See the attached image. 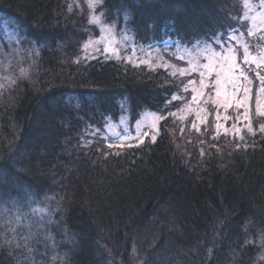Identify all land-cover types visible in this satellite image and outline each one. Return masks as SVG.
<instances>
[{"label": "trees", "instance_id": "16d2710c", "mask_svg": "<svg viewBox=\"0 0 264 264\" xmlns=\"http://www.w3.org/2000/svg\"><path fill=\"white\" fill-rule=\"evenodd\" d=\"M242 5L103 0L95 12L135 43L191 44L234 27L247 35ZM89 16L88 0H0V25L19 37L0 71V220L21 214L17 239L31 235L32 249L4 237L0 264H264V118L252 114L256 134L243 140L211 118L197 131L170 115L192 74L86 55L100 35ZM123 104L132 121L144 110L165 117L155 142L108 148L105 125Z\"/></svg>", "mask_w": 264, "mask_h": 264}, {"label": "snow or ice", "instance_id": "6c2138e0", "mask_svg": "<svg viewBox=\"0 0 264 264\" xmlns=\"http://www.w3.org/2000/svg\"><path fill=\"white\" fill-rule=\"evenodd\" d=\"M103 3V0H88V7L91 10H95L98 6H101ZM242 7L246 9L245 12L242 13L241 17L239 18V22L242 24L244 21H250L251 25L247 29V36L256 38L259 42H252L246 41L242 39L244 36L243 32H240V29L238 27L229 28L226 32H216L211 37L205 38L203 41V47L199 49L200 53L205 56V59L208 60V63L204 64L202 66L203 70H200V76L202 79L200 80L201 88L207 87L208 85L205 84V81L203 79L205 75V70L209 72V74L212 73V71L215 70L216 74V80L213 83V87H215L216 91V97L217 99H214L212 102L214 104H221L225 108L229 107H236V108H243V118L245 121H247L246 127L247 131L251 133L252 135L256 134V131L252 127V119L249 114V102L252 99L253 89L250 87L252 84V80L249 78L248 73L249 72H255L256 78L260 82V87L255 90V111L256 115L260 118H264V34H260L264 32V0H259L258 5H253L250 0H243ZM72 6H69V10L71 11ZM251 14V15H250ZM104 14L101 13L100 15H90L89 17V23L94 25H102V16ZM127 14L125 13V19H127ZM236 20L237 18H232ZM114 29V23L112 26H107L105 28H102V30H106L110 35L113 33ZM124 31V30H122ZM239 32V35L237 33ZM124 39H128L127 36L124 37ZM209 39H211L212 43H209ZM235 41L237 45H239L243 50V65L245 67H241V64L237 62V49L233 46H229L230 42ZM91 43H100V41H93L91 38L89 41H87L84 45V47H87ZM118 43L116 41L115 36H112V39L105 43L104 45V52L105 53H113L117 56V58H120V50L112 47L111 45H114ZM200 41H197V44H199ZM213 44L220 47V51H216L213 48ZM252 47L256 49L257 54L252 55ZM133 53L136 52V49H132ZM156 51V50H153ZM187 51V50H185ZM38 55V52L35 53ZM149 56L152 55L151 52L148 53ZM128 62H131V57H125ZM163 59L162 57L160 58ZM180 60H183L184 57L180 56ZM150 60H140L139 64L148 65L150 64ZM191 65V71L195 72L200 68V65L192 64L191 61H189ZM139 64H134V67H138ZM251 65H255V67H251ZM164 67H168V65L165 63ZM224 73V77H221V73ZM26 70L21 69V75H26ZM179 74L181 76L185 75V70L180 69ZM175 75V73H173ZM10 84H15V80H11L9 78ZM190 85H194L195 82L192 80H189ZM224 88L223 101H219V97H221L222 92L221 89ZM0 88H4V84L0 83ZM187 88V86H185ZM193 92L197 93V89L193 87ZM199 96H203V91H200L198 93ZM198 95H193V102L197 101ZM180 97L178 95H173L171 100L167 103H171L172 101L179 100ZM207 103V101H205ZM203 111V109H202ZM170 115H175V113H171ZM152 120L150 123V128L153 130L151 133L149 131H139L138 135L136 137H130L127 134V129H125L123 134H118L119 143L113 144L109 143L108 148L111 149L113 147H116L118 149H124L125 147H136L140 144H143L145 141V137L150 136L151 140L153 142L156 141L157 136L159 135V127L158 122L161 120H164L165 117L162 115H156L151 114ZM183 119V117H181ZM219 119V117H217ZM225 119H230V117H225ZM239 119V117H237ZM205 120H201V123H204ZM193 127L196 128L197 131H199V128L196 124H193ZM222 127L221 124L217 123L216 128L220 129ZM137 128H140L139 123L137 124ZM234 135H240L241 129L239 127H236L233 125ZM183 131V130H182ZM227 129H225V134H227ZM259 132L264 133V123H261L259 125ZM130 139H136L137 144L132 145L128 143ZM240 139L243 140V136H240ZM243 147L247 149L248 145L245 143L243 144ZM241 144H236V149H240ZM108 153H105L107 155ZM116 155H119L120 152L117 151L115 153ZM203 149L201 150V155H203ZM10 211V210H8ZM40 211H47V209H41ZM21 222V214L15 215L13 218L4 221L0 220V229H3L0 231V239L4 237H9L8 239H4L3 243H7L12 247H15L16 249L24 248L29 255L32 252V249L28 247L29 241L31 239V235H24L20 236L19 239H17V232L18 228L17 226L20 225ZM50 223L52 221H49ZM50 237V234H49ZM264 239V238H262ZM3 243H0V247L3 246ZM246 243H250L247 242ZM209 253L211 255V250H209ZM133 254H135V248H133ZM27 259V258H26ZM55 259V257H53ZM261 259H264V257H261ZM144 264H148L147 259H145Z\"/></svg>", "mask_w": 264, "mask_h": 264}, {"label": "rangeland", "instance_id": "374dc122", "mask_svg": "<svg viewBox=\"0 0 264 264\" xmlns=\"http://www.w3.org/2000/svg\"><path fill=\"white\" fill-rule=\"evenodd\" d=\"M250 2L253 5H258L259 0H250ZM243 3V0H242ZM246 9L243 8V12H245ZM98 15L95 10L90 9V15ZM251 15V14H250ZM90 17V16H89ZM247 21V20H246ZM248 22V28L251 25L250 21ZM100 29V35L97 38H93V41H100V43H91L87 47H85L86 55L93 56L97 54V52L103 51L104 52V45L108 41L112 39V36H115L116 41L118 43L111 45L112 47H115L120 50V57H131V62L139 63L140 60H150L151 63L150 66L153 67H164V64L166 63L168 65L167 69H170L173 72H176L179 74V70L183 69L185 70V75H191L189 80H192L195 82L194 85L189 84V80L186 83L185 86L187 88L181 89L189 90L190 97L185 98L182 100L181 107H179L175 113V116L181 117H191L192 124L200 125L201 120H209L211 118L214 119V128L218 132H224L225 129H227V134L234 135V129L233 125L236 127H239L241 129L240 135H242V132L244 130H247L246 124L247 121L243 118V108H236V107H229L225 108L221 104H214L212 101L214 99H217L216 97V91L215 87H213V83L216 80V74L215 70L212 71L211 74H209L208 71L205 70V75L203 77L205 84L208 85L207 87L201 88L200 80L202 77L200 76V70L202 69V66L206 63H208V60L205 59V56L202 55L199 51L200 48L203 47V41H200L199 44H197V41L191 44H182L178 41L174 40H166L159 44H139L135 43L133 38L124 33L123 35H117L113 29V33L110 35L106 30H102V28H105L110 25L103 24L98 25ZM241 32V31H240ZM264 34V32L260 33ZM239 35V32L237 33ZM127 36L128 39H124V37ZM242 39L249 41V37L247 35H244ZM18 32L14 27L9 25L7 22L2 23L0 25V71L4 70V68L8 67V64L14 59L15 56L18 55L17 52H15L11 45L15 42H18ZM89 41V40H88ZM209 43H212V41H208ZM251 43V42H250ZM85 45V44H84ZM229 46H233L237 49V62L241 64V67H245L242 63L243 61V50L242 48L236 44L235 41L230 42ZM135 48L136 52L133 53L132 49ZM213 48L216 51H220V47L213 44ZM156 50V51H153ZM187 50V51H185ZM252 55H256V49L252 47L251 49ZM151 52L152 55L149 56L148 53ZM109 57L117 58L116 55L109 52L107 53ZM183 56L184 59L180 60L179 57ZM163 58L162 60L160 58ZM169 57H173V60H170ZM191 61L192 64H199L200 68H198L197 71L192 72L191 71V65L189 63ZM251 67H255V65H251ZM166 68V67H164ZM264 74V73H262ZM180 75V74H179ZM249 78L252 80V84L250 87L253 90L258 89L261 85L259 80L256 78L255 72H249L248 73ZM256 81H254V77ZM221 77H224V73H221ZM257 82V86L255 87ZM193 87L197 89V93L193 92ZM200 91H203L204 95L199 96L198 93ZM222 95L219 97V101H223L224 96V88L221 89ZM180 99L184 98L185 94L183 92L177 94ZM193 95H198L197 101L193 102ZM207 101V103H205ZM122 112L120 113L119 118L116 121L108 120V122L105 125V135L107 138V141L110 143H119L118 134H123L125 129H127V134L130 137H136L138 135L139 131H149L150 133L153 131L150 128V123L152 120L151 114L159 115L156 112L150 111V110H144L140 113L138 118H136L134 121L130 119L129 110L126 104H123ZM203 109V111H202ZM256 113L255 111V94H252V99L249 102V114L252 119V114ZM219 117V119H217ZM225 117H230V119H225ZM239 117V119H237ZM139 123L140 128H137V124ZM219 123L222 125L220 129L216 128V124ZM159 127V122H158ZM239 135V136H240ZM150 139L151 137L148 136ZM128 143H137L136 139H130Z\"/></svg>", "mask_w": 264, "mask_h": 264}]
</instances>
